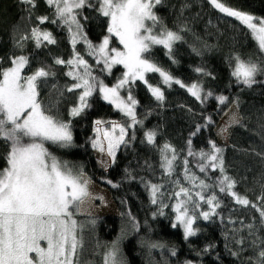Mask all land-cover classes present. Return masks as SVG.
Wrapping results in <instances>:
<instances>
[{
	"label": "trees",
	"instance_id": "16d2710c",
	"mask_svg": "<svg viewBox=\"0 0 264 264\" xmlns=\"http://www.w3.org/2000/svg\"><path fill=\"white\" fill-rule=\"evenodd\" d=\"M224 2L233 8L264 17V0ZM28 8L20 0H0V70L10 67L11 58L19 55L29 57V66L24 69L23 75L31 74L41 66L51 67L55 76L40 85V99L45 106L59 99L54 114L65 121L71 120L73 145L60 147L51 142L45 145L68 167L82 170L92 182L107 189L118 210V215L114 216L75 215L84 229L81 264H103L105 253L112 249L114 243L118 246V261L121 264H256L261 250L260 238H264V226H261L256 209L242 207L231 197L217 193L222 201L217 209L219 215L211 221L198 218L194 227L200 231L185 239L181 226L172 227L175 222L172 205L175 201L169 198L175 188L172 181L177 175L186 187L190 186L183 180L182 162L185 158L191 171L201 178L208 177L209 183L220 175L218 169L201 173L196 167L200 158L187 155L190 147L193 152L201 149L208 151L210 141H215L224 149L225 169L238 181L237 192L247 195L252 201H257L264 193V157L257 155L264 153V76H258V83L247 87L236 82L230 67V61L237 55L244 59L257 55V45L246 27L234 17L220 12L210 0H162L155 7L162 25L177 32L183 39L175 42L171 56L162 45H156L145 57L186 85L199 82L205 93L211 91L212 96L202 94L201 103L186 88L175 83L168 87L159 73H147L148 82L164 91V100H156L142 81L132 85V94L139 102L136 106L137 119L143 123L129 130V143L121 145L115 163L106 169L101 166L91 145V139L96 135L94 122L101 119L130 123V120L98 94L91 98V107L80 116L69 115L79 93L64 90L73 81L65 75L68 71L66 66L55 64V58L67 60L72 55L69 34L59 22H50L55 17L45 0H36L30 17ZM44 15L49 16V21L39 24L37 17ZM83 16L88 18L82 21L88 38L99 44L107 35L108 18L89 8L83 10ZM37 26L52 32L57 42H45L37 48L35 42L28 39L23 41V47L18 46L21 36L30 34L31 29ZM109 47L122 49L123 45L113 37ZM77 50L83 54L84 46L78 44ZM85 58L93 65L95 74L101 75L94 59ZM197 68H203L211 75L196 72ZM123 72L124 67L116 65L110 75L103 73L101 78L111 85ZM53 85L63 92L62 96ZM220 96H226L228 100L220 103ZM233 104L238 108L240 121L230 128L227 142L221 143L217 126ZM149 130L157 133L155 144L146 140L145 133ZM194 132L196 135L193 136ZM133 133L135 138L131 139ZM165 143L176 149L178 157L173 176L161 168L160 149ZM8 151L9 144L0 139V169L7 167ZM149 181L164 185L163 203L168 207L163 209V215L159 214L160 205L151 203L150 191L146 187ZM201 210H207V206L202 205ZM248 224L255 225L253 234L245 227ZM241 238L244 239L243 244L238 243ZM254 240L255 244L252 243Z\"/></svg>",
	"mask_w": 264,
	"mask_h": 264
},
{
	"label": "snow or ice",
	"instance_id": "6c2138e0",
	"mask_svg": "<svg viewBox=\"0 0 264 264\" xmlns=\"http://www.w3.org/2000/svg\"><path fill=\"white\" fill-rule=\"evenodd\" d=\"M28 5L29 17L36 6V0H20ZM52 8L54 19L51 23L66 28L72 55L67 60L57 57L55 64L68 68L65 75L71 77L72 83L65 87L67 92H78L77 103L70 109L71 117L80 116L91 107L90 100L99 95L103 100L113 105L130 123L120 121H105L98 119L95 124V137L91 145L100 153L106 154L111 163H115L116 155L121 145L129 143V130L143 122L137 119L136 106L139 103L132 94V85L142 81L158 101L164 100V91L160 86H153L146 79L149 72L159 73L163 83L171 87L173 83L186 88L197 100H202L205 93L203 85L193 82L186 85L171 73L159 67L145 57L152 47L162 45L171 56L175 42L182 40L177 32L162 25L161 18L154 11L162 0H45ZM211 4L228 17H234L248 30V34L257 45L255 58L244 59L239 55L230 61L231 76L237 83L251 87L258 83L257 77L264 76V17H258L249 12L229 6L224 0H210ZM85 8L95 9L101 16L108 18L107 35L99 44L88 38L82 21ZM49 16H39L37 21L43 24L49 21ZM159 30L157 31V27ZM113 37L118 38L122 49L109 47ZM31 39L37 48L45 44H55L57 41L52 32L33 27L30 34L21 36L17 45L23 47V41ZM84 46L83 54L77 50V45ZM94 59L99 73L112 72L116 65H122L126 71L109 85L95 74L89 59ZM29 66V57L25 55L11 58V66L0 70V139L9 144L7 167L0 169V264H81L80 256L84 249L83 225L75 219L86 199L91 197L89 191L90 179L82 170H74L62 162L45 146L51 142L60 147L73 145L71 120L60 119L54 114V108L59 99L45 106L40 99V85L49 77L55 76L50 66L36 68L31 74L23 75ZM196 72L205 73L203 68ZM211 75V73H205ZM53 88L60 96L63 92L55 85ZM122 92L124 93L122 95ZM220 103L228 100L226 96L218 97ZM210 119V118H209ZM239 123V121H236ZM199 131V126L197 127ZM227 131V127L221 130ZM157 133L149 130L145 133L149 144H155ZM196 135V133H192ZM134 133L131 139H134ZM191 145V140H189ZM210 149L193 152L191 147L188 156H198L200 162L196 165L201 173L209 169L219 170L220 175L209 183L208 177L197 176L188 167L185 158L183 164V180L176 176L172 181L174 190L169 198L175 203L172 208L175 222L183 228L184 238L197 235L200 231L194 227L198 218L211 221L219 215L217 209L222 201L217 193L231 197L242 207H251L259 213L261 226H264V193L257 201L250 200L247 195L237 192L238 181L227 174L223 157L224 149L210 141ZM161 168L169 175L176 173V149L165 143L160 149ZM264 157V153H257ZM111 183V181H109ZM151 203L159 204V214L168 207L163 203L165 195L163 184L148 182ZM102 199V197L100 198ZM202 205L207 210H201ZM156 215V213H154ZM255 219V218H254ZM135 226V218H132ZM235 223V221H231ZM95 223V221H93ZM253 234L254 224L245 225ZM239 231V230H237ZM238 243L243 244L241 238ZM255 244V240L252 242ZM261 250L256 264H264V238H260ZM155 247V245H154ZM211 247V245H209ZM118 246L105 253L103 264H121L117 260ZM175 250H172L174 256ZM190 264V262H186Z\"/></svg>",
	"mask_w": 264,
	"mask_h": 264
},
{
	"label": "rangeland",
	"instance_id": "374dc122",
	"mask_svg": "<svg viewBox=\"0 0 264 264\" xmlns=\"http://www.w3.org/2000/svg\"><path fill=\"white\" fill-rule=\"evenodd\" d=\"M124 71L126 70L124 69ZM236 121H240V115L237 106L233 104L225 112L224 116L220 118L219 124L217 126V135L219 142L221 143L227 142L230 128L238 124ZM226 127H227V131L222 132L221 130ZM95 153L101 166L103 168L108 169L111 165V161L109 157L106 154L100 153L97 149H95ZM86 177L89 178L87 175ZM89 191L92 194L91 197L85 200L80 211L76 213V216L82 215V216L95 217V216H104V215H111V216L118 215V210L115 205V202L113 201L107 189L100 187L96 183L92 182L90 179ZM101 197L102 199H100ZM118 257L119 256L117 254V260L119 259ZM190 264H194V263L190 262Z\"/></svg>",
	"mask_w": 264,
	"mask_h": 264
}]
</instances>
